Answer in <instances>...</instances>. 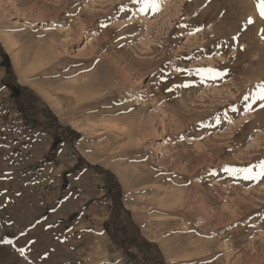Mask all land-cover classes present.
Returning a JSON list of instances; mask_svg holds the SVG:
<instances>
[{
    "label": "rangeland",
    "instance_id": "obj_1",
    "mask_svg": "<svg viewBox=\"0 0 264 264\" xmlns=\"http://www.w3.org/2000/svg\"><path fill=\"white\" fill-rule=\"evenodd\" d=\"M257 3L0 0V264H264Z\"/></svg>",
    "mask_w": 264,
    "mask_h": 264
},
{
    "label": "snow or ice",
    "instance_id": "obj_2",
    "mask_svg": "<svg viewBox=\"0 0 264 264\" xmlns=\"http://www.w3.org/2000/svg\"><path fill=\"white\" fill-rule=\"evenodd\" d=\"M135 2L141 4V7L139 9L140 12H146L148 9H151L153 13H156L161 11L164 0H135ZM257 7L259 9L260 16L264 18V0H258ZM253 22L254 21H252L251 18H249L248 23L251 24ZM181 27H186V25H181ZM196 31L199 32L201 31V29L198 28L196 29ZM261 31L262 34H264V29H262ZM192 34L194 33H190V35ZM176 71L186 72L188 75H192L194 71L195 74L200 77L201 82H205L207 80H216L218 78H223V76L226 75V72L211 67L200 68L196 70L183 69L178 67ZM188 86H189L188 84L178 85V87H188ZM244 99L245 100L251 99V103L247 105L249 111L253 110L252 105L255 104L257 101H260L261 102L260 107L264 108V84L259 85L257 91L250 98L246 96ZM232 111L236 112L238 110L235 107H233ZM216 122L217 123L220 122L219 117L217 118ZM224 171L233 176L242 175V178L246 181H253L259 183L260 181L264 180V162H261L259 165H252L250 167H245V168L225 167ZM21 235H23V233H21ZM4 242L7 244L13 243V241L11 240H5ZM33 243H35V241H33ZM18 251L20 252L21 255L25 254L24 248H20L18 249Z\"/></svg>",
    "mask_w": 264,
    "mask_h": 264
},
{
    "label": "trees",
    "instance_id": "obj_3",
    "mask_svg": "<svg viewBox=\"0 0 264 264\" xmlns=\"http://www.w3.org/2000/svg\"><path fill=\"white\" fill-rule=\"evenodd\" d=\"M7 68H9V66L7 65L6 66ZM22 87H20L19 85L18 86H14V85H10V90L12 91V96L14 98H20L21 95H20V92H22L23 88L21 89Z\"/></svg>",
    "mask_w": 264,
    "mask_h": 264
},
{
    "label": "bare ground",
    "instance_id": "obj_4",
    "mask_svg": "<svg viewBox=\"0 0 264 264\" xmlns=\"http://www.w3.org/2000/svg\"><path fill=\"white\" fill-rule=\"evenodd\" d=\"M255 2V1H254ZM256 4V3H255ZM258 12V11H257ZM205 17V16H204ZM214 17V16H213ZM206 18V17H205ZM244 26V25H243ZM262 30V29H261ZM262 33V32H261ZM259 34V33H258ZM261 35V34H260ZM258 40H259V38H258ZM261 41H263V40H261ZM262 43V42H261ZM238 48V47H237ZM255 56V55H254ZM248 66V65H247ZM238 69V68H237ZM248 71V70H247ZM264 73V72H263ZM251 103V102H250ZM247 106V105H246ZM257 121V120H256Z\"/></svg>",
    "mask_w": 264,
    "mask_h": 264
}]
</instances>
